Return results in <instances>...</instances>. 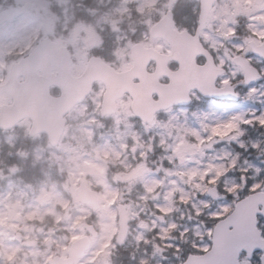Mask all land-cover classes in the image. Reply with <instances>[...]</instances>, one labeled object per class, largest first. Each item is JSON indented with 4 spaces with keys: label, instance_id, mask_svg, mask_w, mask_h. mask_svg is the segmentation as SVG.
<instances>
[{
    "label": "rangeland",
    "instance_id": "1",
    "mask_svg": "<svg viewBox=\"0 0 264 264\" xmlns=\"http://www.w3.org/2000/svg\"><path fill=\"white\" fill-rule=\"evenodd\" d=\"M198 1L94 0L84 22L70 9L72 0H0V83L10 61L19 57L5 56L9 48L29 49L50 34L69 47L74 75L97 53L126 70L136 42L156 44L148 32L167 10L175 11L179 29L193 31ZM202 39L229 54L215 56L227 69L219 84L235 83L236 101L194 94L192 105L171 107L144 124L133 115L129 95L118 100L113 115L100 117L104 86L97 83L65 117L56 147L44 135L28 137L27 122L12 132L0 131V264H52L56 256L66 258L71 243L87 234L84 224L93 225L98 236L91 237L78 264H178L210 247L214 224L237 200L264 190V60L248 56L260 73L248 86L241 84L242 72L232 62L247 42L264 41V0H216ZM81 121L77 136L92 146L91 154L59 172L61 154L77 151L64 140ZM7 158L18 166L11 167ZM81 181L97 192L96 211L75 194ZM120 205L129 226L118 246ZM52 218L68 228L48 232L51 225L45 221ZM258 226L264 233L263 218Z\"/></svg>",
    "mask_w": 264,
    "mask_h": 264
},
{
    "label": "water",
    "instance_id": "2",
    "mask_svg": "<svg viewBox=\"0 0 264 264\" xmlns=\"http://www.w3.org/2000/svg\"><path fill=\"white\" fill-rule=\"evenodd\" d=\"M214 1L200 0L199 27L195 36L186 31L174 30L169 12L153 26L151 33L154 37L165 38L171 44L174 56H143V46L137 43L132 49L133 66L127 71H117L102 58L93 56L89 58L84 72L80 76H73L70 72V56H58L56 45L50 43L49 39L42 40L29 56L12 65L9 80L0 85V91L8 90L14 98L13 105L1 107L0 128L11 129L23 118L29 117L33 123L30 135L45 133L49 143L55 146L65 130L64 116L85 100L95 81H101L105 86L101 116L113 114L117 108V99L128 93L133 100L132 112L144 123L152 122L158 111L174 105L189 104L190 92L193 90L205 97L235 99L232 85L215 87L216 79L224 70L216 68L212 56H204L206 63L202 66L196 63L195 55L206 53L198 38ZM254 51L264 58V44L255 46ZM178 52L182 55L175 56ZM169 57L178 62L179 68L176 71H169L166 67V59ZM151 60H156L157 67L155 72L148 73L146 68ZM234 62L245 74L244 83L257 79V70L248 64L244 56L235 57ZM53 70L57 71L55 75L51 73ZM38 71L44 75H39ZM20 75L25 76L23 83L17 82ZM160 76H167L169 82L159 83ZM51 85L61 89L60 96L50 95ZM153 95H157L158 99H154ZM76 194L83 203L93 205L94 210L98 208L96 192L90 190L84 182L76 189ZM258 215L264 216V191L239 200L233 211L215 224L211 248L203 254L188 255L182 264H240L238 259L241 252H245L247 258L251 259L254 252L264 251V238L257 228ZM119 217L121 223L118 237L121 243L128 231L122 207ZM87 228L94 236L97 235L92 226ZM89 247V238L82 237L71 245L68 259H55L54 263L75 264ZM261 264H264V255Z\"/></svg>",
    "mask_w": 264,
    "mask_h": 264
},
{
    "label": "flooded vegetation",
    "instance_id": "3",
    "mask_svg": "<svg viewBox=\"0 0 264 264\" xmlns=\"http://www.w3.org/2000/svg\"><path fill=\"white\" fill-rule=\"evenodd\" d=\"M172 11H173V14H174V19H175L176 18L175 11L174 10H172ZM196 27H197V24L195 25V28L193 29V31H190V32L191 33H195ZM202 33H203V31H202ZM202 33H201L200 41H201L202 45L204 46V48H206L209 51L210 56H214V59L215 60H216V57L215 56H229V54L226 53V52H224L223 49H220L217 52L214 51L213 48H211L208 44H206L203 41V39H202ZM236 33H237V31H236ZM148 34H149V37L151 38V40H155L157 42H156V44L144 45L146 48H154V49H156L159 54L158 55L156 54L155 56H171V48H170L169 44L165 40H163L161 38L152 37L150 35V30H149ZM58 37H59L58 35H54V34L52 35V34H50L48 38L52 42L56 43L58 45V47H65V48H67L69 50V47L64 42L59 41ZM251 41H255V42L260 43L259 41L255 40V39H253ZM251 41L247 42V44L244 45V48L241 50V52H239V53H237L236 55H233V56H238V55L246 56L247 59L249 60V63L251 64L250 59L248 58V56H258L257 54L253 53V49H252L251 44H250ZM262 42H264V41H262ZM37 44H38V42L35 43V45L32 46V47H30L29 49L28 48H25L24 50H22L19 47H11V48L8 49L7 52L4 53L5 56H19V57H17L16 59L10 61L9 68H8V72H7V78L2 83H5L7 81V79L9 78L11 65L13 63H15L16 61H18L19 59H21L22 57L27 56L30 53V51ZM61 54H62V52H60V56H62ZM69 54L71 56L70 50H69ZM130 56H132V55L130 54ZM144 56H150V54H147L146 53ZM197 56H204V55H197ZM197 61H198V63H203L204 62V59L202 57H198L197 58ZM167 65H168V68L170 70L177 69L176 62L173 61V60H171V59H169L167 61ZM154 67H155V63L152 62L150 64L149 68H148L149 71H153L154 70ZM24 80H25V78L23 76H20L18 78V82L19 83H22ZM160 80L162 82H166L167 81V79H165V78H161ZM2 83H0V84H2ZM225 83L226 82H224L223 84H225ZM223 84H219L218 83V86H222ZM50 93H51L52 96L56 97V96H58L60 94V90L56 86H52L50 88ZM0 96L3 98V101H1V103H0V108L2 106L11 105L13 103V96H12V94L9 91H7V90L1 91L0 92ZM25 122H27V123L30 124V120L29 119H25L24 121L20 122L15 127H18L20 124L25 123ZM56 257H58V256H56Z\"/></svg>",
    "mask_w": 264,
    "mask_h": 264
},
{
    "label": "clouds",
    "instance_id": "4",
    "mask_svg": "<svg viewBox=\"0 0 264 264\" xmlns=\"http://www.w3.org/2000/svg\"><path fill=\"white\" fill-rule=\"evenodd\" d=\"M83 123L84 122L81 121L80 125L77 126L76 130H73L64 140L65 144L72 145V147L77 149V151L76 152H64L61 154L60 160L56 162L57 170L59 172H62V173L66 172L68 167L75 168L79 159H82L91 154L92 146L86 140L78 138L77 136L78 128L82 126ZM69 127H73V126L69 125ZM73 140H76L75 145H73ZM66 180H67V176L65 175L64 179L60 181L61 186L63 185L64 182H66ZM76 214H78V212ZM89 220L94 222L92 217H89ZM48 224L51 225V227H48V232H52L53 228H60V229L68 228L67 223L56 225L54 218L46 220L45 225H48ZM37 231H42V226H37ZM61 234H63V232ZM43 264H46V261H44Z\"/></svg>",
    "mask_w": 264,
    "mask_h": 264
},
{
    "label": "trees",
    "instance_id": "5",
    "mask_svg": "<svg viewBox=\"0 0 264 264\" xmlns=\"http://www.w3.org/2000/svg\"><path fill=\"white\" fill-rule=\"evenodd\" d=\"M70 9L74 12L78 20H82L86 22L87 19V12L94 8V0H72L69 3ZM97 54H104V53H97ZM105 60L109 59V56H101Z\"/></svg>",
    "mask_w": 264,
    "mask_h": 264
}]
</instances>
